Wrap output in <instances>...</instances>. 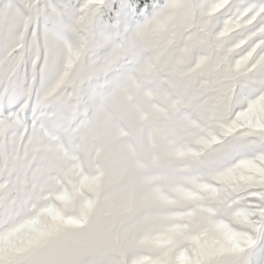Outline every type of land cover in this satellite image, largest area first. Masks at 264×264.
Wrapping results in <instances>:
<instances>
[{
	"label": "snow or ice",
	"instance_id": "obj_1",
	"mask_svg": "<svg viewBox=\"0 0 264 264\" xmlns=\"http://www.w3.org/2000/svg\"><path fill=\"white\" fill-rule=\"evenodd\" d=\"M0 264H264V0H0Z\"/></svg>",
	"mask_w": 264,
	"mask_h": 264
}]
</instances>
